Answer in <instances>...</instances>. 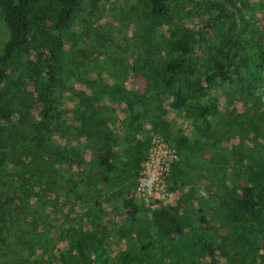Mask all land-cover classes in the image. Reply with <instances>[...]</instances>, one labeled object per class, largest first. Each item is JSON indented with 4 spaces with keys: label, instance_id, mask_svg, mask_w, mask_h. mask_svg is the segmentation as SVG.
Instances as JSON below:
<instances>
[{
    "label": "trees",
    "instance_id": "obj_1",
    "mask_svg": "<svg viewBox=\"0 0 264 264\" xmlns=\"http://www.w3.org/2000/svg\"><path fill=\"white\" fill-rule=\"evenodd\" d=\"M119 1L0 0V264H264V0H141L123 70L88 28ZM153 133L177 158L150 209Z\"/></svg>",
    "mask_w": 264,
    "mask_h": 264
},
{
    "label": "rangeland",
    "instance_id": "obj_2",
    "mask_svg": "<svg viewBox=\"0 0 264 264\" xmlns=\"http://www.w3.org/2000/svg\"><path fill=\"white\" fill-rule=\"evenodd\" d=\"M104 12L100 19H90L88 20V28H89V37L96 41L100 48L99 50L105 53L106 57H109L114 64H118V70H123L124 66L122 63H126L130 61L129 52L132 50L133 40L137 41L134 35V27L137 24V19L140 16V11L142 9L141 0H121L118 3H114L112 5H108L103 7ZM131 8L132 12H129ZM6 29L2 25L0 21V45L5 38ZM135 43V42H134ZM85 49L76 51L73 49L69 54V66L70 69L73 70L82 56L81 52L84 53ZM102 57V56H101ZM126 61V62H125ZM142 81L135 80L133 81L131 78H126L124 80V86L126 88H130L133 90L140 91L142 88ZM259 106L258 104H255ZM153 109L157 110L159 116L164 120H170L171 116L164 109L163 105H160L158 102H154L152 105ZM250 106V112L256 118H259L262 109L260 107ZM122 109L118 108L116 115L121 118L122 117ZM228 110L231 112H240L241 108L239 105L228 104ZM224 112V111H223ZM225 113V112H224ZM258 121V119H257ZM181 125V124H180ZM155 134V133H153ZM83 155L85 158L87 157L84 152ZM175 201V195L170 194L169 197L161 205L173 206ZM64 245L60 244L59 248H63Z\"/></svg>",
    "mask_w": 264,
    "mask_h": 264
},
{
    "label": "built area",
    "instance_id": "obj_3",
    "mask_svg": "<svg viewBox=\"0 0 264 264\" xmlns=\"http://www.w3.org/2000/svg\"><path fill=\"white\" fill-rule=\"evenodd\" d=\"M176 158L175 152L158 134H151L143 169L132 190L136 203H143L154 209L169 197L171 193L166 190L165 180L169 167Z\"/></svg>",
    "mask_w": 264,
    "mask_h": 264
}]
</instances>
